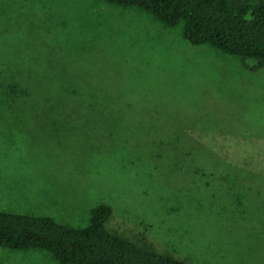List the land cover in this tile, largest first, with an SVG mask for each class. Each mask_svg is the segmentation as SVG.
Instances as JSON below:
<instances>
[{
	"label": "rangeland",
	"instance_id": "1",
	"mask_svg": "<svg viewBox=\"0 0 264 264\" xmlns=\"http://www.w3.org/2000/svg\"><path fill=\"white\" fill-rule=\"evenodd\" d=\"M179 28L102 0H0V72L23 83L0 74V211L85 228L104 203L106 229L139 247L264 264L258 207L214 177L203 191L187 181L200 164L264 182V70ZM0 264L57 263L0 248Z\"/></svg>",
	"mask_w": 264,
	"mask_h": 264
},
{
	"label": "trees",
	"instance_id": "2",
	"mask_svg": "<svg viewBox=\"0 0 264 264\" xmlns=\"http://www.w3.org/2000/svg\"><path fill=\"white\" fill-rule=\"evenodd\" d=\"M102 1L118 7L137 8L169 28L180 27L187 43L235 56L249 71H258L264 67V0ZM245 60H253L256 64L247 67L244 65ZM1 80L13 83L16 87L23 85L10 75L1 76ZM90 84L98 91L101 90L97 84ZM170 139L172 138L168 136L164 141L156 143L160 142L161 148H169ZM175 141L178 145L181 143V140ZM152 149L158 150L157 145H153ZM180 150L183 151L181 148ZM169 156L173 158L172 152ZM150 158L153 159L151 156ZM225 168L227 172L220 176L205 166L192 164L189 168L191 177L187 181L190 182V187L193 185L203 191L208 189L204 184L214 177L226 187L224 193L250 200L258 207L263 226L261 230H264L262 178H253L247 174L245 175L248 177H238L231 175V168ZM247 178L248 182L241 180ZM111 215V207L100 203L91 210L89 224L85 228H71L50 217L0 211V248L11 251L39 250L48 254L57 264H196L139 247L132 241L112 234L106 229ZM239 218V215L234 214L230 217V222L235 225L236 222H241Z\"/></svg>",
	"mask_w": 264,
	"mask_h": 264
},
{
	"label": "crops",
	"instance_id": "3",
	"mask_svg": "<svg viewBox=\"0 0 264 264\" xmlns=\"http://www.w3.org/2000/svg\"><path fill=\"white\" fill-rule=\"evenodd\" d=\"M189 44V43H188ZM189 47H191V46H189ZM196 47H202V46H196ZM206 47V46H205ZM207 49H213V48H210V47H208ZM213 50H216V49H213ZM217 52H219V53H223V52H221V51H218V50H216ZM225 54V53H224ZM245 62H254L253 60H245L244 61V63ZM235 63L237 64V65H239L242 69H244L245 70V72H247V73H249V74H255L256 72H259V71H262V70H264V67L262 68V69H259L258 71H249L248 69H246L245 67H243V65H242V63H241V60L239 59V58H237V59H235ZM255 62H254V65L253 66H255ZM253 66H251V67H253ZM180 108V107H179ZM170 109H173V108H167V110L165 109V108H163V107H161V111L162 112H167L168 110H170ZM162 115H167L166 113L165 114H162Z\"/></svg>",
	"mask_w": 264,
	"mask_h": 264
}]
</instances>
